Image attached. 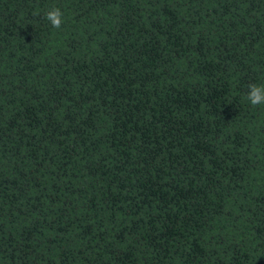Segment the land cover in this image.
<instances>
[{"label":"trees","instance_id":"obj_1","mask_svg":"<svg viewBox=\"0 0 264 264\" xmlns=\"http://www.w3.org/2000/svg\"><path fill=\"white\" fill-rule=\"evenodd\" d=\"M252 83L264 0H0V264H264Z\"/></svg>","mask_w":264,"mask_h":264},{"label":"clouds","instance_id":"obj_2","mask_svg":"<svg viewBox=\"0 0 264 264\" xmlns=\"http://www.w3.org/2000/svg\"><path fill=\"white\" fill-rule=\"evenodd\" d=\"M64 13L61 8L53 6L45 13V19H47L50 24L59 29L63 23ZM249 91L247 92V99L252 106H257L264 104V84L252 83L249 86Z\"/></svg>","mask_w":264,"mask_h":264}]
</instances>
